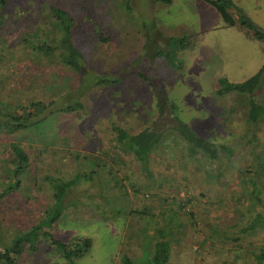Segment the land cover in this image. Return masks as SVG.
<instances>
[{"label": "rangeland", "instance_id": "obj_1", "mask_svg": "<svg viewBox=\"0 0 264 264\" xmlns=\"http://www.w3.org/2000/svg\"><path fill=\"white\" fill-rule=\"evenodd\" d=\"M21 1L23 16H19L20 19L26 18L31 23L34 20L38 21V16H35L38 8L35 2L33 0ZM50 1L52 4L65 7L70 13L74 42L85 43L92 48L89 70L100 74L115 71L122 75L123 79L115 87H102L87 94L84 97L87 112L55 114L44 122L41 129L37 131L30 128L21 130L15 133L14 138L11 136L5 138L6 141L20 142L24 150L28 152V163H31L34 161H31L34 148L49 146L53 143L56 149H60V136L68 137L75 131L81 134L85 130V136L89 133L91 137L94 135L96 139L103 140L106 121H113L119 125L136 129L139 127L141 117L148 121L154 117L155 97L150 87L132 75L131 71L138 67L149 76L152 74L149 71L151 67L152 71L154 70L155 73H160L163 78H166L164 79L165 91L168 98L176 105V112L181 121L206 139L214 143H225L235 149L234 158L225 169L224 186H221L216 180L214 183V180L207 175L210 169L207 163L203 165L204 172L201 167L197 170L194 161H188L184 169H178L181 173H188L187 184L193 192L203 193L205 199L207 198L209 201L222 198L223 191H226L233 179L236 178L238 167L248 165L253 157L250 153V145L243 143L240 139L241 131L246 128L242 114L225 113L224 117L217 115V112L226 109L232 103L234 94L213 98L212 91L216 87H214V81L217 77L223 76L230 82H241L252 76L264 62V45L260 41L246 36L238 27L226 26L216 10L204 0H171L168 5L154 2V0H128V8L124 7L125 0ZM230 1L240 8L254 25L264 30V0ZM14 3L20 4V0H10L11 5ZM34 23L38 24V22ZM41 28L44 26L42 25ZM3 29L0 31L2 41L4 38H9L8 32L2 33ZM98 31L105 36L109 35L110 40L108 42L100 41ZM182 32L192 33L193 42L191 46L178 53V57L184 63V67L178 73V78H172L166 67L159 66L154 61L150 62L151 66L134 61L129 63V66L132 65L131 67L126 65L130 60H137L140 57L143 45L150 50L157 46L162 48L167 36ZM6 51L9 54H4V50L0 51V69L13 61L10 55L15 50L6 49ZM14 53L20 54V50H16ZM21 59L20 57L19 60ZM42 66H45L48 71H56L61 76L69 74L65 69L53 67V65L47 66L46 60L42 58H39V61L38 59L31 61L29 58L25 61L21 60L14 64L15 70L11 74L12 91L16 87L17 91L24 94L35 95L37 93L38 97L46 95L34 86L30 88L22 86L23 82L27 83L26 76H30L31 81L35 79V75L39 76L43 71ZM37 68H40L38 73L35 71ZM4 79L5 74L0 71V82ZM4 81H8V77ZM11 87L7 89L4 85L2 91L12 95ZM261 91L264 104V80ZM174 123L171 114L166 110L165 114L159 117L156 127L158 129L166 128ZM209 128L212 130L209 131ZM256 135L259 137L256 151L264 156V121L259 123ZM175 139L179 143L168 140L164 146L157 148L156 155L159 156V160L152 163L151 172L156 171L154 178L160 182L161 186L166 187L165 189H167L166 179L170 176L165 169L166 165L173 160L177 166L181 164L179 157L184 141L178 136ZM6 141L4 139L0 141V147ZM65 154L68 155V153ZM1 156L9 157V150L1 153ZM37 161L33 164V168L31 165V171H29V167L26 173L21 176L19 190L0 201V212L5 213L4 226H7L2 229L7 231V235L8 233L12 234L15 230L28 228L39 216L40 208L48 205L49 189L43 184L39 188L42 182L41 176L44 173L66 176L65 171H71L74 165L83 162V160L80 162L74 160L71 156L61 158L60 153L51 154L49 152H41ZM210 167L211 172L214 170L212 163ZM101 172L104 183L100 187L107 193L106 200L98 193L99 189L97 190L96 183L92 182L88 189L92 190L95 203L100 205L97 207L104 214H99L95 210L96 207L87 206L76 209L74 206H69L53 224L50 232L62 241L77 234L88 236L91 239L90 250L83 257L77 259L79 264H121L119 260L121 254H125L131 261H140L142 253L148 251L147 221L142 218H132L124 212L114 213L116 209H129L136 203L138 197L133 196L129 188L128 196H124L114 187V180L110 178L111 176L106 170ZM123 172V170L117 171L118 178L122 177ZM0 173H3V162L1 161ZM128 180L141 183L138 177L133 175ZM147 181L141 183L145 189L147 183L151 182ZM121 182L127 181L122 179ZM29 187L30 189H28ZM82 187L87 188L86 185H82ZM158 187L159 185L151 186L149 189L156 192ZM168 188L174 190V186H168ZM255 188L264 205V185L256 183ZM25 193L29 195L26 200ZM212 195L217 198H212ZM202 200L203 198H200L193 206L194 218L197 220L209 223L211 227L215 223L218 228L223 224L239 223V220L229 213L233 206L230 202L227 204L226 197L223 200L214 201L213 205L202 203ZM141 203L146 202L142 199ZM181 214L182 211L179 210L178 215L181 216ZM188 224L184 220L180 233L176 235L177 241H172L168 264H204L215 259H219L225 264H238V258L234 262L236 250L240 251V255H244L245 252L248 257L246 264H257L253 255L264 247V228L255 231L252 235L241 237L240 233H236V228L229 227L227 230L235 233L233 237L238 235L237 237L240 236V238L227 241L226 245L221 248L215 239L213 240L215 245L212 248H203L199 258L194 252L198 238ZM202 229L203 232H208L206 227H202ZM17 264L64 263L57 252L46 242L40 241L37 252L24 251ZM259 264H264V260Z\"/></svg>", "mask_w": 264, "mask_h": 264}, {"label": "trees", "instance_id": "obj_2", "mask_svg": "<svg viewBox=\"0 0 264 264\" xmlns=\"http://www.w3.org/2000/svg\"><path fill=\"white\" fill-rule=\"evenodd\" d=\"M204 1L216 10L226 26H236L246 36L264 45V30L254 25L230 0ZM33 2L38 7L35 15L38 16V21L34 20L38 24L31 23L26 18L20 19L19 16H23L21 0L20 4L12 5L10 0H0V26L2 27L0 28L1 30L5 28L6 30L3 29L2 33L8 32L9 36L3 41L0 39L2 44L0 51L4 50L6 54L8 53L6 49L20 50V54L14 53L15 51L11 53L10 58L13 61L0 69L5 74V79L8 77L9 81H4V79L0 82V141L3 139L6 141L5 138L8 136L14 138L15 133L27 128L37 131L42 128L50 116L55 114L87 112L84 104V97L87 94L102 87H115L123 79V76L115 71L100 74L89 70L92 48L85 43L74 42L72 39L73 23L65 7L52 4L50 0H33ZM154 2L168 5L171 0H154ZM124 7L128 8V0L124 1ZM42 25L44 28H41ZM98 37L102 42L110 40L109 35L105 36L99 31ZM192 38V33L182 32L167 36L162 48L157 46L150 50L143 45L140 57L137 60H130L126 65L129 66V63L134 61L151 66L150 62L154 61L159 66L166 67L172 78H178V73L184 67L178 53L191 46ZM20 57L24 61L28 58L31 61L37 59L39 61V58H42L46 60L47 66L53 65V67L65 69L69 74L61 76L56 71H48L45 66H42L43 71L40 75H35L33 81L29 79L30 76H26L27 83L23 82L22 86L28 88L34 86L46 95L38 97L37 93L35 95L24 94L17 91L16 87L12 91L11 74L15 70L14 64L21 61ZM131 66L130 64L129 67ZM37 69H35L36 73L40 71V68ZM149 71L152 73L149 76L138 67L131 71L132 75L150 87L155 97L154 117L150 121L141 117L139 127L136 129L106 121L103 140L96 139L94 135L91 137L89 133L85 136V130L81 134L75 131L68 137L60 136V149H56L53 143L49 146L34 148L31 159L34 161L31 163H28V152L24 150L20 142L6 141L4 145H1L0 161L3 162V173H0V201L19 190L21 176L29 167L31 171L33 164L38 162L41 152L60 153L61 158L71 156L74 160L79 162L83 160V162L74 165L71 171H65L66 176L63 175L64 177L49 173L41 176L42 182L39 188L43 184L49 189V203L40 208L39 216L28 228L15 230L7 235V231L2 229L7 227L4 226L6 216L4 212H0V264H17L24 251L37 252L40 241L46 242L57 252L64 264H79L77 259L90 250L91 239L88 236L77 234L62 241L56 238L50 229L69 206H74L76 209L87 206L96 207L95 210L99 214H104L99 209L100 205L95 203L92 190L88 189L92 182L96 183L98 193L106 200L107 193L100 187L104 183L101 172L103 170H106L110 178L114 180V187L120 193L128 196L131 191L133 196L138 197L132 207L122 208L123 210L116 209L114 213L124 212L132 218H142L148 223V251L142 253L140 261H131L125 254H121L119 257L121 264H168L171 243L177 241L176 235L180 233L184 220L189 223L188 225L197 235V247L194 252L199 258L203 248H212L215 245L213 241L215 239L221 248L226 245L227 241L238 240L240 236L252 235L255 231L264 228V205L255 188L256 183L264 185V156L256 151L259 139L256 135L258 125L264 121L261 91L264 80V62L252 76L241 82H230L223 76L217 77L214 81V87H216L212 91L213 98L234 94L232 103L226 109L217 112V115L224 117L225 113L242 114L246 128L241 131L240 139L243 143L250 145V153L253 157L248 165L238 167L236 178L233 179L228 189L223 191L222 198L217 199L223 200L226 197L227 204L230 202L233 206L229 213L232 217H236L239 223L223 224L220 228L215 223L211 227V224L194 218L193 206L200 198H203L202 203L211 205L217 200L209 201L205 199L203 193L193 192L187 184L188 173H181L178 169H184L188 161L196 162L197 170L200 167L202 169L204 163H207L210 168L209 172L206 171L207 175L214 180V183L216 180L224 186L225 169H227V164L233 160L235 149L225 143H214L206 139L181 121L176 112V105L168 98L165 91L164 79L166 78L152 71L151 67ZM4 85L7 89L11 87L12 95L2 91ZM166 110L171 114L175 123L158 129L156 125L159 117L163 116ZM136 118L139 117L136 116ZM211 130L212 128H209V131ZM176 136L184 141L179 157L181 164L177 166L174 160H169L165 169L170 176L166 179L167 189H165L166 187L161 186L160 182L155 180L156 171L151 172L152 163L159 160V156L156 155L157 148L164 146L168 140L176 141ZM176 142L179 143L178 140ZM5 150H9V157L1 156ZM211 163L214 170L210 172ZM118 170L124 171L121 178L117 176ZM202 171L204 172V169ZM30 175L32 176L31 173ZM131 175L138 177L141 183L147 180L151 182L147 185L145 183L147 186L145 189L140 182L128 180ZM122 179L127 182H121ZM82 185H86L87 188H83ZM156 185H159L157 191L152 192L149 188ZM168 186H174V190L169 189ZM27 197L29 195L25 193V200ZM212 198L217 197L212 195ZM142 199L146 203H141ZM179 210L182 211L181 216L178 215ZM202 227H206L208 232H203ZM229 227L236 228V233H240V236L233 237L235 233L228 231ZM1 236H3L2 239ZM263 248L253 255L257 264L264 260ZM237 258L239 259L238 264H246L248 260L245 252L244 255H240L239 250L234 252V262ZM204 264L225 263L215 259Z\"/></svg>", "mask_w": 264, "mask_h": 264}]
</instances>
